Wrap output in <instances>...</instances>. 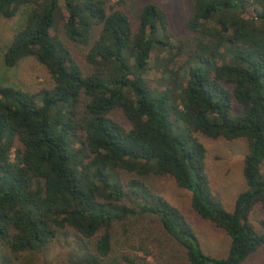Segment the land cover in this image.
Returning a JSON list of instances; mask_svg holds the SVG:
<instances>
[{"label": "trees", "instance_id": "obj_1", "mask_svg": "<svg viewBox=\"0 0 264 264\" xmlns=\"http://www.w3.org/2000/svg\"><path fill=\"white\" fill-rule=\"evenodd\" d=\"M187 2L176 31L158 3L0 0L17 20L3 66L33 58L50 79L0 85L3 263L61 249L55 264H240L264 244L250 222L264 212V0ZM154 52L160 90L146 79ZM198 135L246 140L232 212L210 191ZM148 175L190 193L228 236L224 258L202 253Z\"/></svg>", "mask_w": 264, "mask_h": 264}, {"label": "rangeland", "instance_id": "obj_2", "mask_svg": "<svg viewBox=\"0 0 264 264\" xmlns=\"http://www.w3.org/2000/svg\"><path fill=\"white\" fill-rule=\"evenodd\" d=\"M135 2H151L160 4L168 15L171 28L180 30L181 23L187 15V0H134ZM16 18L3 19L0 17V85H11L23 88L30 92L50 86V79L45 68L38 64L33 58H25L19 61L13 68H5L2 64V51L8 44L12 29L15 27ZM155 56L151 57L146 79L152 88L160 90L158 81L159 73L154 69ZM160 58V57H159ZM198 141L205 150L203 168L210 191L216 194L222 207L232 212L235 200L239 192L244 190L245 183L242 176V164L247 153L245 138L225 140L223 138L209 139L198 135ZM261 174H264V162L260 167ZM118 176L125 182L133 175L123 171ZM136 178V177H135ZM141 181L156 195L162 197L167 203L176 208L182 218L190 225L199 243L203 254L215 259L224 258L228 249V236L215 225L208 221L199 219L191 210L189 205L190 193L176 187L169 176H143ZM264 221V212L255 207L250 214V222L259 231L264 233L260 222ZM132 254V253H131ZM133 255V254H132ZM63 257V250L55 249L50 253H25L12 258L7 264H48L57 263ZM154 264L151 258L147 259ZM0 264L3 263L0 259ZM240 264H264V244L253 254L248 256Z\"/></svg>", "mask_w": 264, "mask_h": 264}]
</instances>
